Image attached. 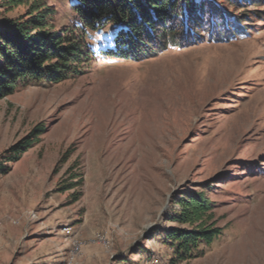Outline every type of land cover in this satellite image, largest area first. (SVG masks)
<instances>
[{
  "label": "rangeland",
  "instance_id": "obj_1",
  "mask_svg": "<svg viewBox=\"0 0 264 264\" xmlns=\"http://www.w3.org/2000/svg\"><path fill=\"white\" fill-rule=\"evenodd\" d=\"M45 3L51 32L75 20ZM184 3L144 41L155 55L99 57L0 99V264H170L191 193L221 234L178 264H264V0ZM27 17L0 0V29Z\"/></svg>",
  "mask_w": 264,
  "mask_h": 264
},
{
  "label": "trees",
  "instance_id": "obj_2",
  "mask_svg": "<svg viewBox=\"0 0 264 264\" xmlns=\"http://www.w3.org/2000/svg\"><path fill=\"white\" fill-rule=\"evenodd\" d=\"M2 1L11 10L26 7L28 17L0 29V99L13 94L19 87L75 79L82 75L83 64L99 60V57L153 56L156 53H148L151 46L145 45L144 41L150 38L156 22L163 19L164 34L168 35L170 30L164 22L165 16L175 13L180 4L188 8L184 3L186 0H61L68 5L69 18L74 16L75 20L70 21L72 23L66 29L55 33L51 32L49 25L53 9L46 6L45 0ZM187 1L193 4L195 0ZM185 9L182 17L186 34L189 25ZM104 34H111L110 43L104 46L92 44ZM164 36L158 43L157 53L170 44ZM42 133L38 126L32 134L38 137ZM31 146L32 141L28 140L24 146L14 149V153L19 155L20 151ZM172 222L187 228H174L166 233V242L172 252L168 258L170 264L202 257L221 234V229L213 221L212 204L203 193H191L187 200H183Z\"/></svg>",
  "mask_w": 264,
  "mask_h": 264
}]
</instances>
